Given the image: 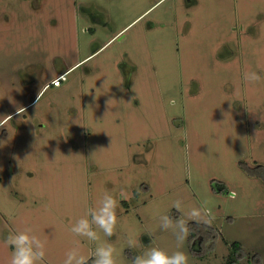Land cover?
<instances>
[{
	"label": "rangeland",
	"instance_id": "374dc122",
	"mask_svg": "<svg viewBox=\"0 0 264 264\" xmlns=\"http://www.w3.org/2000/svg\"><path fill=\"white\" fill-rule=\"evenodd\" d=\"M105 193L114 235L72 233ZM26 229L44 264L104 244L117 264H264V0H0V264Z\"/></svg>",
	"mask_w": 264,
	"mask_h": 264
},
{
	"label": "clouds",
	"instance_id": "9594fccd",
	"mask_svg": "<svg viewBox=\"0 0 264 264\" xmlns=\"http://www.w3.org/2000/svg\"><path fill=\"white\" fill-rule=\"evenodd\" d=\"M261 77L256 73H246L245 80L256 82ZM175 105V101H170ZM18 114H20L18 112ZM128 197L122 191L119 199L126 200ZM178 211L181 209V202L175 201L173 205ZM118 200L111 194L105 193L98 201L95 208L88 210L87 216L79 219L71 228V232L77 236L87 238L89 241L99 239L95 228L100 229L105 236L112 237L117 225ZM188 217L197 222L211 224V210L207 208H193L188 212ZM211 217V218H210ZM160 227L164 230H173L178 242L189 234V227L184 219H177L175 222L169 215L160 217ZM6 245L12 248V254L8 264H44L45 243L36 235L32 234L31 229L10 233L5 241ZM129 247H134L136 241L129 239ZM115 249L111 244L98 246L95 250L92 264H117L114 257ZM88 257L82 255L78 248H73L66 254L64 264H88ZM132 264H188V256L182 251H176L169 255L166 251L159 248H152L144 255H137L132 258Z\"/></svg>",
	"mask_w": 264,
	"mask_h": 264
},
{
	"label": "trees",
	"instance_id": "16d2710c",
	"mask_svg": "<svg viewBox=\"0 0 264 264\" xmlns=\"http://www.w3.org/2000/svg\"><path fill=\"white\" fill-rule=\"evenodd\" d=\"M240 248H241V243L239 241H235L232 243V250H231L230 255H229L230 257H229L228 263L237 261L238 257H236V253H238Z\"/></svg>",
	"mask_w": 264,
	"mask_h": 264
},
{
	"label": "built area",
	"instance_id": "2783aa9c",
	"mask_svg": "<svg viewBox=\"0 0 264 264\" xmlns=\"http://www.w3.org/2000/svg\"><path fill=\"white\" fill-rule=\"evenodd\" d=\"M66 79V74H62L52 80L51 84L55 86H60L62 82Z\"/></svg>",
	"mask_w": 264,
	"mask_h": 264
},
{
	"label": "flooded vegetation",
	"instance_id": "af4514ba",
	"mask_svg": "<svg viewBox=\"0 0 264 264\" xmlns=\"http://www.w3.org/2000/svg\"><path fill=\"white\" fill-rule=\"evenodd\" d=\"M65 74H66V73H65ZM49 85H50V84H46V85H44L43 89L47 88ZM43 89H42V90H43Z\"/></svg>",
	"mask_w": 264,
	"mask_h": 264
}]
</instances>
